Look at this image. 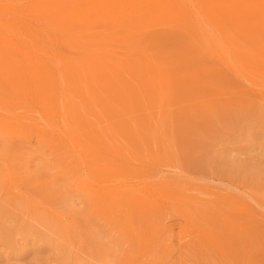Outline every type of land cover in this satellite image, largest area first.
I'll return each mask as SVG.
<instances>
[{"label": "rangeland", "instance_id": "1", "mask_svg": "<svg viewBox=\"0 0 264 264\" xmlns=\"http://www.w3.org/2000/svg\"><path fill=\"white\" fill-rule=\"evenodd\" d=\"M191 16L208 47L177 59L151 22L63 29L90 71L69 99L133 173L94 176L84 156L0 127V264H264V77L251 65L264 64V25L223 36Z\"/></svg>", "mask_w": 264, "mask_h": 264}, {"label": "bare ground", "instance_id": "2", "mask_svg": "<svg viewBox=\"0 0 264 264\" xmlns=\"http://www.w3.org/2000/svg\"><path fill=\"white\" fill-rule=\"evenodd\" d=\"M218 1L0 0V127L8 131L22 128L20 133L29 128L36 140L53 148L51 155L57 150L55 146H59L62 154L73 160L76 155L84 156L86 167L94 176L112 180L132 174L133 170L126 168V164V167L119 164L122 158L118 154L94 140L103 138V135L100 136L99 131L88 130L79 107L69 99L70 94L78 93L79 88L88 84L90 71L87 73L85 62L80 60V52L62 42L63 31L74 23L75 26L99 29L98 34L103 37L118 25L125 29L137 25L139 32L146 28L142 27L144 22H151L161 25L167 33L169 41L163 45L164 49L177 59L208 47L199 35L192 11L223 36L225 29L234 30L233 27L242 23L250 28L264 25L261 20L264 18V0H230L224 8ZM235 57L241 58L239 54ZM246 61L249 63V58ZM251 65L255 67L253 77L256 81L264 77V64ZM236 71L244 79H250L247 69L238 67ZM78 96L82 100L83 94L78 93ZM100 161L108 164H98L97 167L96 162ZM115 184L114 187L117 186ZM118 185L125 196H133L130 190L133 187L129 188L127 183ZM150 187L153 189L152 185ZM136 189L144 194L152 192L141 186ZM117 191L121 192V189ZM135 201L140 203L142 199ZM246 206L249 212L253 211L250 205Z\"/></svg>", "mask_w": 264, "mask_h": 264}]
</instances>
